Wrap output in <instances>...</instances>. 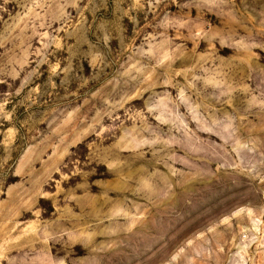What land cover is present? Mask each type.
Listing matches in <instances>:
<instances>
[{"label": "rangeland", "instance_id": "rangeland-1", "mask_svg": "<svg viewBox=\"0 0 264 264\" xmlns=\"http://www.w3.org/2000/svg\"><path fill=\"white\" fill-rule=\"evenodd\" d=\"M0 264H264V0H0Z\"/></svg>", "mask_w": 264, "mask_h": 264}]
</instances>
